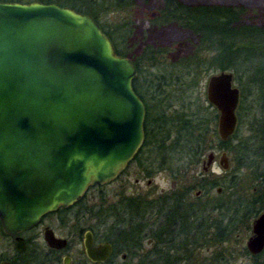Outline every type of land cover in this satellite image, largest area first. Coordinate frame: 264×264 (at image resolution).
<instances>
[{"label": "water", "instance_id": "obj_1", "mask_svg": "<svg viewBox=\"0 0 264 264\" xmlns=\"http://www.w3.org/2000/svg\"><path fill=\"white\" fill-rule=\"evenodd\" d=\"M137 75L91 16L56 4L0 2V226L16 252L23 251L19 234L115 181L138 153L145 107L133 90ZM232 80L220 72L206 85L222 143L237 125L240 92ZM214 158L206 155L203 171ZM217 164L230 168L226 152ZM44 241L66 245L50 230ZM245 247L253 257L264 251V211ZM83 248L92 262L111 252L108 244L94 247L90 233Z\"/></svg>", "mask_w": 264, "mask_h": 264}, {"label": "trees", "instance_id": "obj_2", "mask_svg": "<svg viewBox=\"0 0 264 264\" xmlns=\"http://www.w3.org/2000/svg\"><path fill=\"white\" fill-rule=\"evenodd\" d=\"M0 2L56 4L94 18L111 41L115 52L128 58L136 66L138 77L133 81V90L146 106V100L140 91L142 88L140 82L143 78L137 66L138 61L119 52L112 33L104 26L105 18L110 15H126V20L120 22L117 30L120 35L121 29L125 31L124 38L120 36L122 43H127L131 37L137 38V30L141 25L146 27L141 35L144 37L140 40L147 42L145 35L150 34L153 39L150 44H144L141 53L143 52V56L149 60L152 67L160 64L159 58L163 59L171 52L177 51L182 54L169 65L171 72L163 71L156 74L159 77H155L154 81L146 82L143 79L146 82V93H164L165 88L170 87L168 78L177 70L184 72L192 83H196V77L200 74H209L210 71H229L244 79L245 85H240L242 94L240 92L237 129L227 142L220 143L219 146L220 148L223 146L231 153L235 163L233 171L236 176L229 179L227 190H231L230 184L233 182L240 184L241 176L245 172L252 188L257 189V196L239 191L237 195H224L237 198L228 200L221 206V220H209L204 231L201 230L200 239L189 238L187 252L176 249L163 263L229 264L228 256L224 257L221 253L227 250L224 246L239 214L244 216V221L249 222L260 210H264V0H250L249 3L243 0H221L218 3L213 0H158L159 4L156 2V5L152 3L155 0H0ZM138 15H144L143 19H139ZM149 16L153 17L147 18ZM158 33L160 37L157 36ZM170 39L171 43H168ZM248 100L249 104L246 105L245 102ZM256 108H259L261 113H258ZM167 116L162 114L159 119L166 123ZM213 118L214 115L212 119H208L193 114L191 118L184 119V123L182 121L183 126L178 124L177 127H173L174 131L177 130L176 133L170 129L161 137L159 132L158 135L156 133L158 129L149 132L146 123L147 138L143 147L149 143L153 144V151L160 159H165L166 155L170 156L172 153L170 151H177L178 153H174L179 159L188 158L191 164L196 165L203 153L210 150L209 139L214 135V131L208 129L210 121H214ZM242 124L246 127V136L241 133ZM150 139L154 141L151 142ZM81 201L82 198L72 207L78 206ZM133 201H130L131 206L136 208L137 202ZM203 250L206 253L213 251V255L207 254L204 257L203 254L206 253L201 252ZM263 254L264 251L254 258L257 259Z\"/></svg>", "mask_w": 264, "mask_h": 264}, {"label": "rangeland", "instance_id": "obj_3", "mask_svg": "<svg viewBox=\"0 0 264 264\" xmlns=\"http://www.w3.org/2000/svg\"><path fill=\"white\" fill-rule=\"evenodd\" d=\"M30 1V0H28ZM215 2H220L221 0H213ZM244 2L249 3L250 0H243ZM159 4L158 0L155 2H152L153 5ZM126 15H117L113 14L105 18L106 24H104L106 30L112 33V36L117 42L118 50L121 54H125L129 57H132L134 61L137 62V66L140 68L142 78L146 80V82L154 81L153 79L155 77H159L156 74H161L163 71H170L169 65L172 64V61L174 62L178 57L182 56L179 52H171L170 54L165 55L163 59L159 58L160 64H157L156 67H152L151 63L149 62L146 57L143 56V52L141 53V50L145 43H149L153 38L149 35H145L147 38V42L141 41L142 31L146 28L144 25H141L139 29L137 30V38H130V42H120L122 36L125 35V31L122 29L120 30V34H118L117 30L120 26V22H122L125 19ZM140 16L139 19H143L144 15H138ZM137 16V17H138ZM153 16H149L147 18H152ZM149 19V20H150ZM105 23V22H104ZM128 29V28H127ZM115 32V33H114ZM171 33V32H170ZM163 35V33H162ZM158 37H160V33L157 34ZM160 40V39H159ZM171 41V39L168 41V43ZM171 43V42H170ZM150 44V43H149ZM148 45V44H147ZM165 62V63H164ZM164 66H163V65ZM173 67L171 66V69ZM220 71H210L208 73L200 74L198 77H196V83H192L191 79L186 78V74L184 72H181L180 70H177L175 73H172L171 77L168 78L170 87L165 88V92L162 94L158 93H146V82H144L143 79H141V93L143 94V97L146 100V104L148 109H150V116L146 115L145 123H147V129L149 132L155 131L152 130L154 128L158 129L156 130V133L159 137L163 136V134L168 133V130L172 129L173 133L177 132V130L174 131V126L177 127L179 124L180 126H183L181 123L182 121L188 118H191L193 114L201 115V117L204 118H210L212 115H217L216 111L207 103L206 101V84L208 81V78L212 74H217ZM227 72V71H223ZM229 72V71H228ZM233 75V86L238 88L241 92V84H244V79L235 74ZM155 83L152 84L154 86ZM157 84V82H156ZM196 85V86H195ZM245 87V86H244ZM246 89V88H245ZM247 91V90H246ZM242 94V92H241ZM246 105L249 104V100L245 102ZM240 104V103H239ZM258 113H261V110L259 108H256ZM162 114L168 115L166 117L167 122L164 123V121H161L159 118ZM171 119V121H170ZM170 122V123H169ZM177 122V123H176ZM184 123V121H183ZM170 126V127H169ZM242 130L243 135L246 136V127L244 124H242ZM215 130L216 131V122L210 121L209 123V129L208 130ZM178 136V135H177ZM176 136V137H177ZM151 137V135H149ZM214 137V136H213ZM211 138L210 141V150H206L203 155L200 158L199 163L196 165V172L200 171L201 168V160L204 159L208 153L213 151L217 156L221 152H226L229 158V164H230V170L227 173H223L217 165H214L213 177L208 181L206 180V184L209 182H215L217 183L218 187L223 188L225 191H228L229 186V179L233 176H236L234 173V161L232 159V155L228 150H225L224 147L220 148L218 146V138L215 137ZM151 142H153V139H150ZM153 144L149 143L147 146L143 149V154L151 156L156 161V164L158 163L159 159L155 158L156 153L153 151ZM194 162V161H193ZM188 162L186 160L179 163V165H186ZM175 164V162L170 163ZM170 166V165H169ZM172 170V169H171ZM140 169L138 168V163L134 162L132 163L129 168L126 170V172L121 175L120 178H118L113 183L103 186L101 188L99 187H93L90 188L87 193L82 198V201L78 206L72 207L68 210L59 212V215H62L61 217L68 216L69 218H76L79 219L78 221V229L74 230L76 233V236L79 237V230L81 228H86L92 226L93 229L96 232H100L101 236L104 235L112 236V234H115V230L118 229H129V228H136L135 224L137 223L136 220V214L137 210L135 207L131 206L132 200L135 203L139 197V195L142 196H151L156 194L159 195L161 191L166 192L172 188V182L173 178L171 175H173L172 171L167 169V167L164 170H159L158 173L155 174L153 178H142L139 175ZM247 173V172H246ZM242 179L240 184L237 182L238 185L234 183V187L238 186V191L242 193H247L249 195H253L254 197L257 196V189L254 187V189L251 186V183H249V178H247L245 172L242 174ZM138 179V183H135V180ZM151 180L152 183L150 186H147V182ZM216 189V188H215ZM215 189L212 191V195H214V199L218 197V195L215 193ZM250 191V192H249ZM264 202V200H263ZM264 205V204H263ZM252 206V205H251ZM259 206V205H258ZM252 208V207H251ZM262 210H260L261 212ZM209 216H207L206 224L209 222ZM257 216V215H256ZM255 216V217H256ZM255 217L251 218L249 222L244 221V216L239 214L238 220L234 223V229H230V234L228 236V242L225 244V252L222 251V256H228V263L229 264H264V254L261 257H258L255 259L252 257L249 253H246V241L250 237V229L252 221L255 219ZM91 227V228H92ZM64 233V232H63ZM77 241V240H76ZM78 246H76L73 249L72 256L73 260H81L83 257L82 254V248L80 244V240L77 241ZM13 242L8 239L1 231L0 229V261L8 260L12 264H42L46 261V255H45V248L43 243H40L38 248L35 247H29L26 249V251L21 254L17 255L13 249ZM246 250V251H245ZM205 252V250L201 251ZM213 251L205 252L204 257L213 255ZM219 252V251H217ZM217 252H214L217 253ZM218 254V253H217ZM120 260V259H118ZM137 260L135 259L134 262H130V264H137Z\"/></svg>", "mask_w": 264, "mask_h": 264}, {"label": "flooded vegetation", "instance_id": "obj_4", "mask_svg": "<svg viewBox=\"0 0 264 264\" xmlns=\"http://www.w3.org/2000/svg\"><path fill=\"white\" fill-rule=\"evenodd\" d=\"M144 107L146 119V115L150 116V109H148L145 104ZM212 108L216 111L214 107ZM214 117V121H211L216 122L217 124L218 113L217 115L215 114ZM145 124L146 123H144V143L147 138ZM152 130H156V128ZM213 131L214 135L210 136L209 143L213 136L215 137L216 135L217 137L216 131ZM220 143L222 142L219 140L218 146ZM143 145L121 175L126 172L132 163L137 162L138 168L140 169L139 175L142 178H153L159 170H164L167 167V169L172 171L173 175L171 176L174 180L172 182V188L166 192L161 191L159 195H154L153 193L151 196L139 195L138 199H136V228L123 230L118 229L117 231L115 230V234H112V236L105 237L104 235L101 236L100 232H96L93 227L90 226L81 228L78 233L79 237H77L74 230L78 229L79 219L69 218L68 216L61 217L62 215H59V212L68 210L71 207L67 209H58L56 212L43 216L38 225L34 228L18 235V237L23 241L22 252H16L14 249L16 245L14 239L6 236L13 242V249L15 253L17 255H21L27 248L31 246L38 248L40 243H43L47 259L42 264H130V262H134L135 259L137 260V264H163L166 259L171 256L170 254L174 253L176 249L187 252V249H189V238L192 237L194 240L201 238L200 233L201 230L203 229L204 231V228L206 227L207 216L211 215L209 216L210 221H220V215H222L221 206L225 205L226 201H232L237 198L224 196H228V194H238V186H233L234 183L236 184L237 182L230 184V193L229 191H225L223 188L218 187L216 181L206 184V180L209 181L214 175V165H217L219 168L217 164L218 156L213 151H211V153L215 155V158L210 167H208L206 171H203L202 162L204 159H202L200 171L196 172L197 164H191L188 158L179 159V157L175 155V153L178 152L174 150L170 151L172 153L170 156L166 155L165 159L158 158L159 161L157 165H155L156 161L151 158V156H145V154H143ZM155 155V158H157V153H155L154 156ZM183 160H186L188 163L180 166L179 163ZM173 162H175V164L171 165L170 163ZM229 170L230 168L227 171H221L225 174ZM121 175L118 178H120ZM138 181L139 180L136 179L135 183H138ZM151 183L152 181L149 180L147 182V186H150ZM214 189L215 193L218 195L216 199H214L215 196L212 195V191ZM259 213L260 212H258L257 215ZM46 230H50L54 238L64 240L66 245L59 249L48 247L44 241V232ZM86 233L91 234L92 244L94 247H98L103 244L110 245V255L103 262H92L86 257L83 248V241ZM76 240H80L83 257L81 260L74 261L72 252L73 249L78 246ZM2 262L12 264L8 260L0 261V263Z\"/></svg>", "mask_w": 264, "mask_h": 264}, {"label": "bare ground", "instance_id": "obj_5", "mask_svg": "<svg viewBox=\"0 0 264 264\" xmlns=\"http://www.w3.org/2000/svg\"><path fill=\"white\" fill-rule=\"evenodd\" d=\"M75 205V204H74Z\"/></svg>", "mask_w": 264, "mask_h": 264}]
</instances>
